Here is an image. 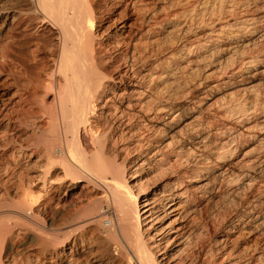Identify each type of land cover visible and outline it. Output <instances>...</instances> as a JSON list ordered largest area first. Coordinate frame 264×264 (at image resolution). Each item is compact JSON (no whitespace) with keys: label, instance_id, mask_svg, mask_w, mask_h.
<instances>
[{"label":"bare ground","instance_id":"6f19581e","mask_svg":"<svg viewBox=\"0 0 264 264\" xmlns=\"http://www.w3.org/2000/svg\"><path fill=\"white\" fill-rule=\"evenodd\" d=\"M0 264H264V0H0Z\"/></svg>","mask_w":264,"mask_h":264},{"label":"rangeland","instance_id":"374dc122","mask_svg":"<svg viewBox=\"0 0 264 264\" xmlns=\"http://www.w3.org/2000/svg\"><path fill=\"white\" fill-rule=\"evenodd\" d=\"M121 9V8H120ZM119 9V10H120ZM15 57V56H14ZM20 59V57H18ZM21 63L23 64L24 68L27 70L28 74H31L33 72V66L30 64V63H27L26 61H21ZM261 81H263V78H260V79H257L255 81V83H261ZM68 193L69 191L65 192L63 190V192L61 193V197H63L65 195V197L68 196ZM94 194L93 193L91 196H90V199L94 197ZM102 211L105 213V220H106V223H108V219L109 218H112V220L114 219V216H115V209L113 207H111L110 205L109 206H104L102 208Z\"/></svg>","mask_w":264,"mask_h":264}]
</instances>
